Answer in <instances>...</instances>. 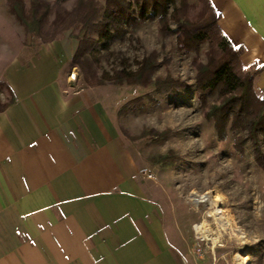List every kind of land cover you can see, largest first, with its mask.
Wrapping results in <instances>:
<instances>
[{
  "label": "crops",
  "instance_id": "1",
  "mask_svg": "<svg viewBox=\"0 0 264 264\" xmlns=\"http://www.w3.org/2000/svg\"><path fill=\"white\" fill-rule=\"evenodd\" d=\"M211 1L264 93V0ZM76 42L0 46L17 99L0 112V264H211L137 177L102 87L73 90Z\"/></svg>",
  "mask_w": 264,
  "mask_h": 264
},
{
  "label": "rangeland",
  "instance_id": "2",
  "mask_svg": "<svg viewBox=\"0 0 264 264\" xmlns=\"http://www.w3.org/2000/svg\"><path fill=\"white\" fill-rule=\"evenodd\" d=\"M97 1L105 5V0ZM76 2L70 0L66 7L71 9ZM189 2L192 6L187 17L195 19L202 3ZM133 10H137L136 5ZM160 26L158 17L150 13L135 29L128 27L124 38L112 40L110 52L101 50L93 59V70L101 77L123 66L135 70L145 56L156 53L159 66L153 78L171 76L185 84L184 88L166 93L153 86L119 85L108 80L100 86L107 108L115 113L123 147L137 167V177L153 194L166 220L182 232V248L199 257L195 248L204 244L196 239L193 225L205 220L218 240L213 250H205L202 259L206 262L264 264V171L256 161L255 144L248 140L242 149L236 147L238 140L247 137L246 131L228 130L226 139L219 140L214 122L206 119L198 102L196 76L199 64L208 62L209 44H202L197 53H188L178 44L176 34L164 35ZM170 27H177L176 20L170 19ZM67 34L78 46L79 28ZM0 35V46L15 50H33L41 43L35 33H27L10 14L7 0H0ZM2 61L6 58L0 57ZM72 72L76 73L75 80L70 79ZM65 76L73 90L90 87L78 66L72 65ZM257 95L264 97V93ZM7 97V91L1 90L0 99L4 102ZM138 99L141 105L132 103ZM130 103L133 105L122 111ZM259 146L264 153L262 135ZM204 194L217 201L195 202L198 195ZM214 204L227 215L226 229L209 216L216 209Z\"/></svg>",
  "mask_w": 264,
  "mask_h": 264
},
{
  "label": "trees",
  "instance_id": "3",
  "mask_svg": "<svg viewBox=\"0 0 264 264\" xmlns=\"http://www.w3.org/2000/svg\"><path fill=\"white\" fill-rule=\"evenodd\" d=\"M68 1L7 0V5L24 30L35 33L43 43L79 28L72 65L81 69V75L90 87L104 85L107 80L119 85L153 86L161 93L185 87L183 81L171 76L153 78L159 66L156 53L145 56L135 70L123 66L101 77L93 70L95 54L101 50L110 52L112 40L124 38L128 27L135 29L150 13L158 17L164 35H177L178 44L186 52L197 53L202 44L208 43V62L199 64L196 76L198 102L206 119L214 122L219 140L226 139L228 130L247 132V137L238 140L236 147L242 149L248 140H252L256 161L264 171V153L259 146L260 136L264 137V97L257 95L255 72L242 63L243 49L234 45L221 29L218 23L221 13L211 0H200L201 12L195 19L187 17L192 6L190 0H105L104 6L97 0H77L71 9L66 7ZM171 18L177 22L175 29L170 27ZM1 90L8 93L6 101L0 99V112H3L17 99L7 83L0 82ZM132 103L139 106L141 100ZM130 105L133 104L125 105L122 111Z\"/></svg>",
  "mask_w": 264,
  "mask_h": 264
},
{
  "label": "bare ground",
  "instance_id": "4",
  "mask_svg": "<svg viewBox=\"0 0 264 264\" xmlns=\"http://www.w3.org/2000/svg\"><path fill=\"white\" fill-rule=\"evenodd\" d=\"M195 202H209L210 204H213V201H217V198L215 197L214 199H211V196L209 194H204V195H198L197 198L194 199ZM213 200V201H212ZM215 205V204H214ZM218 206V205H217ZM216 207V209H214L211 213H210V217H213L215 219V221L218 223V225L222 228V229H226L228 227V221L226 220V216L224 213L225 211L220 208V207ZM205 227H203L202 229H200V233L203 235V237L207 238L208 240H213L214 244L218 242L217 237H215L214 235H211L207 230L204 229Z\"/></svg>",
  "mask_w": 264,
  "mask_h": 264
},
{
  "label": "built area",
  "instance_id": "5",
  "mask_svg": "<svg viewBox=\"0 0 264 264\" xmlns=\"http://www.w3.org/2000/svg\"><path fill=\"white\" fill-rule=\"evenodd\" d=\"M71 80H75L76 79V73L72 72L71 76H70ZM148 178H152V175L148 174L147 175ZM205 220H203L201 223H196L193 225V231L195 234L196 239L200 242H202L204 244L203 246H197L195 248V253L199 256L202 257L205 255V250H213L214 247V242L213 240H208L207 238L203 237V235L200 233V229H202L203 227H205L204 229L207 230L211 235L215 236V232L212 231V229L210 228L209 225H205Z\"/></svg>",
  "mask_w": 264,
  "mask_h": 264
}]
</instances>
